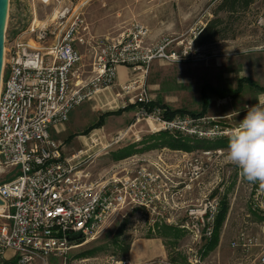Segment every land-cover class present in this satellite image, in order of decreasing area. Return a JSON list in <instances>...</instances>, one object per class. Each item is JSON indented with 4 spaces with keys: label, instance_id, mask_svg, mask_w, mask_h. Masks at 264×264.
Listing matches in <instances>:
<instances>
[{
    "label": "built area",
    "instance_id": "2783aa9c",
    "mask_svg": "<svg viewBox=\"0 0 264 264\" xmlns=\"http://www.w3.org/2000/svg\"><path fill=\"white\" fill-rule=\"evenodd\" d=\"M39 1L48 5L64 0ZM84 21L81 12L61 5L46 21L37 22L33 15L25 29L6 30L0 87V264H67L72 249L135 212H145L153 230L162 225L185 230L193 245L201 244L200 249L188 246V262L204 264L223 189L197 203L187 195L208 171L203 157L221 154L220 149L190 158L184 153L176 168L166 165L162 156L150 155L98 168L95 153L86 149L68 154L50 134L52 127L66 124L76 108L115 86L123 66L135 72L119 85L120 95L128 98L123 108L134 105L136 122H147L152 133L230 137L235 129L217 117H166L167 109L156 105L149 93L147 78L155 61L196 62L204 58L203 48L195 46L196 36L177 47L170 37L149 42L148 28L137 23L118 38L94 41L88 50L91 71L85 77L83 55L76 47ZM78 234L80 239H69ZM256 242L242 233L232 246L245 249ZM106 263L135 264L127 255H112ZM253 264H264V253Z\"/></svg>",
    "mask_w": 264,
    "mask_h": 264
},
{
    "label": "rangeland",
    "instance_id": "374dc122",
    "mask_svg": "<svg viewBox=\"0 0 264 264\" xmlns=\"http://www.w3.org/2000/svg\"><path fill=\"white\" fill-rule=\"evenodd\" d=\"M220 1L64 0L62 4L47 5L39 0H10L6 30L15 26L16 31L13 29V33L19 32L28 26L33 15L37 22L46 21L59 6H69L81 12L85 20L79 31L76 47L82 52L83 62L88 68L92 62L88 50L94 41L118 38L137 23L148 28V40L157 41L163 37H170L175 40L174 47H177V43L187 41L199 34L207 22L214 17ZM231 34L230 39L201 49L204 58L196 62L167 63L162 60L154 62L147 78L151 97L173 110L185 109L198 113L202 109L201 89L206 83L219 89H226L236 87L240 77H254V56L258 55L259 59L264 61V0H255L245 13L238 16V20L232 25ZM216 47H234V49L221 50V48L215 49ZM221 54L225 55L224 59L221 58ZM262 82L264 84V81ZM118 88L121 93L120 87ZM254 95L255 91L251 88L239 100L221 101L210 94L211 106L207 115L217 117L216 115L223 114L226 109L234 106L244 107L248 111L250 106L264 101V95L259 96L256 93L258 96L256 98ZM119 100L112 104H107L104 100L103 108H93L92 102L83 105V108L90 109L91 114L75 126L73 125L75 121L70 119L68 126H71V129L67 130L64 138V135L60 137L62 140L60 142L63 143L68 154L86 150L92 146V141H103V146L108 145L107 148L99 145L92 148V153L96 154L93 157L94 165L98 168H106L133 156L150 154L169 156L172 160H177L186 153L165 147L163 144L165 139L160 135L163 132L152 133L147 122H136L133 114L135 110L120 115H109L101 128L91 130L88 135H84L85 137L77 136L95 124L104 113L117 111L124 107V102H128V98L124 99L122 96H119ZM243 117L235 116L229 120L218 118V121L224 126L236 129ZM50 134L53 137L55 131L50 129ZM71 134L76 136L69 140ZM229 138L215 140L192 138L191 141V144H194L196 140H203L205 145L213 146L210 151L219 149L222 151L221 154L213 153L211 158L203 157L204 161H208V171L194 182L191 201L197 203L205 195L218 193L222 188L223 191L218 194L229 205L220 234L221 241L209 256L203 257L204 264L208 263L211 254L216 255V264H253L264 253V186L259 181L249 182L236 165L227 161L228 146H223H225L224 141ZM216 146L222 147L215 148ZM203 148L205 147L188 152L189 158L202 156ZM203 179L209 184V190L205 195L196 191ZM161 227L153 230V226L148 224L145 212L132 213L124 220L120 219L105 226L95 239L72 249L68 254L67 264H107L106 260L112 255L118 258L126 256L128 252L124 254V249L130 246L133 238L156 235ZM242 233L257 239V245L245 249L234 248L232 243ZM169 236L165 239L174 257L182 264H191L187 260V248L192 245L199 246L200 249L201 244L193 245L190 236L184 233L178 239L171 238L173 235ZM199 253L202 255L201 252Z\"/></svg>",
    "mask_w": 264,
    "mask_h": 264
},
{
    "label": "trees",
    "instance_id": "16d2710c",
    "mask_svg": "<svg viewBox=\"0 0 264 264\" xmlns=\"http://www.w3.org/2000/svg\"><path fill=\"white\" fill-rule=\"evenodd\" d=\"M255 2V0H221L218 4L215 12L214 17L209 20L204 26L199 34L195 37V46L198 48H205L209 45H212L219 41H225L232 37V25L238 20V16L245 13L251 5ZM245 83H248L252 87L256 88L258 91L264 93V87L258 85L253 80L243 77L238 81V85L236 88H227V89H219L214 86H212L210 83H206L202 89H201V100H202V109L200 112H189L185 109H171L166 104L162 103L161 101H155L154 103L156 105H159L163 108H166V117L172 118L178 114H184V113H191L195 116L200 115H206L209 106H210V94H213L218 99H226V98H235L239 93H241L243 89V85ZM135 107L133 105H129L125 108H121L118 111L115 112H106L104 113L95 124L89 126L83 134H88L91 130L95 128H101L106 120V117L112 114H122L126 110L134 109ZM161 137L164 138V146H167L172 149H179L184 151H192L194 149H200L203 146L206 150H210L213 146L205 145V142L203 140H196L194 141V144H191L192 138L189 137H176L169 133H160ZM74 136V135H73ZM181 136V135H180ZM225 146H228L229 140L224 141ZM227 143V144H226ZM222 146H216L215 148H221ZM229 205L227 201L223 198L222 202V209L217 219V225H216V231L214 234V237L212 240L206 244L205 246V252L208 255L211 251H213L219 244L220 241V234L221 230L223 228V225L226 220V216L228 213ZM158 235L161 237H170L169 235H173L171 238L178 239L183 234L179 229H175L171 226H165L159 229ZM168 235V236H167ZM166 246L168 244L166 243ZM128 246L126 250L124 249V254H126L129 251ZM175 261H172L171 263H178V259H174Z\"/></svg>",
    "mask_w": 264,
    "mask_h": 264
},
{
    "label": "crops",
    "instance_id": "0c3cea01",
    "mask_svg": "<svg viewBox=\"0 0 264 264\" xmlns=\"http://www.w3.org/2000/svg\"><path fill=\"white\" fill-rule=\"evenodd\" d=\"M149 42H153V41L149 40ZM219 48H221V50H223V48L228 49V50L229 49H234V47H216L215 49H219ZM221 56H222L221 58L224 59L223 57H225V55L221 54ZM259 58L260 57L258 55L254 56V62L255 63H254L253 67L255 68V76L254 77L243 76V77H247V78L253 80L258 85L264 87V84L262 82V81H264V61H262ZM155 63H156V61H155ZM152 65H154V63ZM86 68L87 67H85V64H84V69H85V72H86L85 77H88L90 75V71H91V63L89 64L88 68L87 69ZM118 72H119L118 73V79H117V83H116L115 86H113L112 88H110V89H108L106 91L100 92L94 98H92L91 100L87 101V102H92L93 108H103V106H105L104 100L107 101V104L117 103V101H120L119 100V96H121L120 95L121 93L119 92V88H118L119 85L122 82H124L127 79H129L130 77H132L135 74V72H134V69L132 67H123V66L119 67ZM243 77H240L238 79V81L241 78H243ZM238 81H237V85H238ZM246 86H248V87H246ZM236 87H234V88H236ZM247 88L248 89L251 88V89H253L255 91V95H254L255 98L258 97L257 95H259V96L260 95H264V93L258 91L256 88L252 87L248 83H245L243 85V89H242L241 93H239L235 98H226V99H220V100L221 101H227V99H238L239 100V98L243 94L245 95V92L248 90ZM256 93H257V95H256ZM110 98H111V100H110ZM87 102H85L84 104H86ZM84 104H82L81 106L76 108L75 109L76 111L74 110L75 112L73 111L71 116H70L71 121L72 120L75 121V123L73 124L74 126L77 125V123L83 121L86 116H89V114H91L90 113L91 112L90 109L83 108ZM130 105H132V104H130ZM210 106H211V104H210ZM210 106H209V109H210ZM209 109H208L207 113L209 112ZM225 109H226V107H225ZM131 110L134 111L135 108L131 109ZM131 110H126L123 113L131 111ZM246 111H247V109H244V107H238L237 108V107L234 106L231 109H228V110L226 109L225 113L220 114V115H216V116H217V118H223V119H228L229 120L230 118H233L235 116L236 117L237 116L238 117L244 116L243 113H245ZM108 112H115V111H108ZM207 113H206V115H207ZM133 114H134V112H133ZM210 117H213V116H210ZM68 122L66 124L58 125L56 127H52L51 128L52 130L55 131V134L53 136L54 139L62 141L60 137L64 135L63 136V138H64L65 134L67 133V130L71 129V126H68ZM83 133L77 134V136L78 137H85L84 135H88L90 132L88 134H83ZM75 136H76V134H71L68 137V139L70 140V139L74 138ZM101 138L102 137H100V140H101ZM91 144H92V146L88 147L87 149H89V153L92 154V148H95V147H97L99 145H101V147H102L103 146V141L98 142L96 140V144H93L92 142H91ZM107 146L108 145H105L103 147H107ZM168 148H165V149H168ZM170 149H172V148H170ZM175 150H177V149H175ZM202 150H206V149L203 148ZM179 151H184V150H179ZM65 152H67L66 148H65ZM185 152L188 153V151H185ZM190 152H193V151H190ZM73 153H75V152H73ZM70 154H72V153H70ZM150 156H153V155H150ZM156 156L157 155H154L153 158H156ZM162 158L164 159V162H165L166 165H172V166H174V168L179 166V164L181 163V160H180L181 158L177 159V160H172V158L169 157V156H164V157L162 156ZM93 164H94V162H93ZM208 186H209V184H207L206 180L203 179L201 186L196 188L197 193H200L201 195L207 194V192L209 190ZM187 196H188L187 199L190 200L191 196H189V195H187ZM165 226H169V225H162V227H165ZM171 227H173V226H171ZM173 228L179 229L182 232V234L184 233V234H187V236L189 235L183 229H180L178 227H173ZM157 234L156 235L154 234V235H151V236H146V237L133 238V240L130 242V247H129V251H128L127 256L130 257L135 264H168V263H171L172 261H175L174 260L175 257L173 255V252L170 251L168 246H166L165 237H161L160 235H157ZM220 241H221V238H220ZM220 241H219V243H220ZM207 256H209V254L207 255L206 252H205V257H207ZM207 262H208L207 264H210L211 262L212 263L214 262L216 264V255L214 256V254L213 255L211 254V257L208 258ZM239 263H241V262H239Z\"/></svg>",
    "mask_w": 264,
    "mask_h": 264
},
{
    "label": "clouds",
    "instance_id": "9594fccd",
    "mask_svg": "<svg viewBox=\"0 0 264 264\" xmlns=\"http://www.w3.org/2000/svg\"><path fill=\"white\" fill-rule=\"evenodd\" d=\"M226 159L249 182L259 181L264 186V101L250 106L231 133Z\"/></svg>",
    "mask_w": 264,
    "mask_h": 264
},
{
    "label": "water",
    "instance_id": "95a60500",
    "mask_svg": "<svg viewBox=\"0 0 264 264\" xmlns=\"http://www.w3.org/2000/svg\"><path fill=\"white\" fill-rule=\"evenodd\" d=\"M10 0H0V87L2 80L3 64H4V47L6 37V25L9 13ZM3 202L0 200V204ZM82 237L81 234L71 236V241L78 240Z\"/></svg>",
    "mask_w": 264,
    "mask_h": 264
}]
</instances>
